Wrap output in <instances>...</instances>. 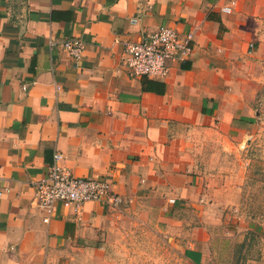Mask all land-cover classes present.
<instances>
[{"label": "crops", "instance_id": "1", "mask_svg": "<svg viewBox=\"0 0 264 264\" xmlns=\"http://www.w3.org/2000/svg\"><path fill=\"white\" fill-rule=\"evenodd\" d=\"M162 26L193 34L190 59L132 77L125 43ZM263 67L264 0H0V264H208L224 221L195 151L245 141ZM57 152L121 207L45 223L35 185Z\"/></svg>", "mask_w": 264, "mask_h": 264}, {"label": "rangeland", "instance_id": "2", "mask_svg": "<svg viewBox=\"0 0 264 264\" xmlns=\"http://www.w3.org/2000/svg\"><path fill=\"white\" fill-rule=\"evenodd\" d=\"M256 71V114L245 141H206L195 151L202 175L220 191L224 221L218 236L225 239L215 242L208 264H264V67Z\"/></svg>", "mask_w": 264, "mask_h": 264}, {"label": "built area", "instance_id": "3", "mask_svg": "<svg viewBox=\"0 0 264 264\" xmlns=\"http://www.w3.org/2000/svg\"><path fill=\"white\" fill-rule=\"evenodd\" d=\"M193 34L181 36L169 26L145 33L138 43H125V66L132 77H148L166 80L171 73V63L184 62L193 53ZM62 47L76 60L82 58L85 44L81 39H70ZM55 160L47 175L35 185L34 200L46 213L45 223L56 214L57 207L74 208L79 211L87 202H105L119 209L123 198L112 190L105 179L80 178L62 167L63 155L55 154ZM3 196L0 191V200Z\"/></svg>", "mask_w": 264, "mask_h": 264}]
</instances>
